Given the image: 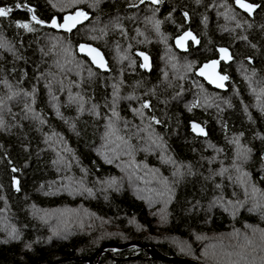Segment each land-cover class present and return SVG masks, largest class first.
Listing matches in <instances>:
<instances>
[{
	"label": "trees",
	"instance_id": "trees-1",
	"mask_svg": "<svg viewBox=\"0 0 264 264\" xmlns=\"http://www.w3.org/2000/svg\"><path fill=\"white\" fill-rule=\"evenodd\" d=\"M243 1L260 7L0 0L13 9L0 17V264H89L103 247L94 264H178L118 247L137 243L197 264H264V0ZM78 9L90 19L74 32L31 19ZM189 29L201 43L179 52ZM221 47L233 55L227 92L196 75ZM109 124L121 126L105 148Z\"/></svg>",
	"mask_w": 264,
	"mask_h": 264
},
{
	"label": "water",
	"instance_id": "water-1",
	"mask_svg": "<svg viewBox=\"0 0 264 264\" xmlns=\"http://www.w3.org/2000/svg\"><path fill=\"white\" fill-rule=\"evenodd\" d=\"M243 3H249L246 1H243ZM251 4V3H250ZM254 5V4H252ZM258 6V5H256ZM237 7L243 11L246 12L248 14H253L255 13L260 6L255 7L254 10L249 13L247 10H245L244 8H241L239 6V4H237ZM84 13V16H77V13ZM35 14H32V16ZM68 17H72L73 19H75L77 22L74 24V26L71 27V30H68V25L71 24V21H68L67 18ZM38 19V18H37ZM89 14L87 12H85L82 9H78L75 11V13L73 14H67L66 16L63 17L62 21H60L58 18H54L53 20L56 21L57 25H65L64 27H54L52 26V21H50L49 23H46L44 21H42V23H40L42 26L50 28L54 31L57 32H74L76 31L79 27L83 26L84 24L89 22ZM39 20V19H38ZM40 21V20H39ZM190 32L192 34V37H195V39H192L191 37H186L184 40L181 41L182 46H179L177 44V40H179L181 37H183L185 35V33ZM201 41L200 39L196 36V34L191 31L190 29L187 30L186 32L182 33L181 35H179L178 37L175 38L174 40V46L175 48L182 53H186L190 47V45H194L195 47H199ZM81 46H83V50H81ZM227 49V56L230 57V59L228 58H222L224 54H222L220 52V49ZM90 49H95V52H90ZM78 50V54L82 57H86L90 63L92 64V66L95 69H98L99 71L103 72V73H108L110 72V66H109V62L105 56V54L97 47H95L94 45L91 44H87V43H82L78 46L77 48ZM218 52V57L216 59H213L211 61L205 62L204 64H202L197 70H196V75L204 80L206 82V84H208L209 86H211L213 89H216L218 91H222V92H227L229 90L228 88V83H229V75L225 74L222 72V65H230L233 62V55L232 52L230 51V49L226 48V47H221L217 49ZM96 53H99V56L96 57V60H93V57L96 56ZM138 57L141 58L142 64H141V69L142 70H146V71H150L152 69V60L150 58V56L146 53H142V52H138L137 53ZM145 57H147V60H145ZM213 61H217L218 63L215 64L214 67L211 68H206L205 65H211ZM101 63L103 64V66H101ZM204 72V75H201V72ZM220 76H226L227 79L226 80H219L218 77ZM218 85H222L218 86ZM198 124L201 128L204 129V127L197 123V122H192L191 123V130H192V124ZM205 132V129H204ZM192 133L195 136H201L203 134H200L198 132H194L192 130ZM138 246L140 248H143L147 251L148 254H150L152 256L153 259L155 260H160L163 262H168V263H178V264H197L193 261L190 260H186V259H180V258H169L166 257L164 255H161L156 249L149 247V246H144L142 244H128V245H124V246H118L119 248H127L130 246ZM108 247H103L101 248L97 253H95L91 258H87L84 260V262H87L89 264H94L95 261L98 262L99 257L105 253L106 249Z\"/></svg>",
	"mask_w": 264,
	"mask_h": 264
},
{
	"label": "snow or ice",
	"instance_id": "snow-or-ice-1",
	"mask_svg": "<svg viewBox=\"0 0 264 264\" xmlns=\"http://www.w3.org/2000/svg\"><path fill=\"white\" fill-rule=\"evenodd\" d=\"M141 2H143V0H141ZM152 2L153 3H158L159 0H152ZM236 2H237V4H239V6L241 8H244L249 13H251L254 10L255 7H258L256 5H252L250 3H243L242 0H236ZM20 7H21V5L18 3L16 5V8H20ZM12 11H13V9L11 7H9V8L0 7V17H6V16H8L9 13H11ZM28 11H33V10L31 8H29ZM84 15L85 14L82 13V12L77 13V16H84ZM31 19L33 21H35L36 23H42V21H39L35 15H33L31 17ZM67 20L68 21H71V24L68 25V30L70 31L71 30V27L74 26V24L77 21L75 19H73L72 17H68ZM52 26H54V27H57V26L58 27H64L65 25H57L56 21L53 20L52 21ZM17 27L23 28V29H25V30H27L29 32L33 31L32 27L28 23H18L17 24ZM186 37H191L192 39H195V37H192V34L190 32H188V33H185V35L183 37H181L179 40H177V44L179 46H182L181 41L184 40ZM81 50H83V46H81ZM95 51H96L95 49H90V52H95ZM220 52L222 54H224L222 58H228V59H230V57L227 56V49H223L222 48V49H220ZM98 56H99V53H96V56L93 57V60L95 61L96 60V57H98ZM145 60H147V57H145ZM217 63H218L217 61H213L211 65H205V67L206 68H211V67H214L215 64H217ZM101 66H103L102 63H101ZM201 75H204V72L203 71L201 72ZM218 79L222 81V80H226L227 77L226 76H220V77H218ZM218 86H221L222 87V85H218ZM143 107H148V105L145 104ZM192 130L194 132H198L200 134H206L204 132V129L201 128L198 124H195V123L192 124ZM109 162H111V161H109ZM13 171H15V169H13Z\"/></svg>",
	"mask_w": 264,
	"mask_h": 264
},
{
	"label": "rangeland",
	"instance_id": "rangeland-1",
	"mask_svg": "<svg viewBox=\"0 0 264 264\" xmlns=\"http://www.w3.org/2000/svg\"><path fill=\"white\" fill-rule=\"evenodd\" d=\"M168 60H169V59H166L165 56L163 57V60H162V61H163L164 68H165V67H168V66L171 64V63L169 62L170 60H169V61H168ZM178 65H179L180 67H184V68L186 67V66H184V65H182V64H179V63H178ZM171 66H172V65H171ZM184 68H183V69H184ZM184 70H185V69H184ZM125 99H127V98H125ZM88 110H89V109H88ZM120 122H121V121H120ZM118 123H119V122H118ZM120 126H121V124H119V125L117 126L118 129H117L116 131H113L112 128L115 127V126H113V125H111V124L108 125V127H109V128H108V130H109V134H108V135H105L106 138L103 139V140H104V141H103V146H104L105 148H110V147H112V141L109 139V137L112 136L113 132H119V130H120L119 127H120ZM111 139H112V138H111ZM112 152H113V151H112Z\"/></svg>",
	"mask_w": 264,
	"mask_h": 264
},
{
	"label": "flooded vegetation",
	"instance_id": "flooded-vegetation-1",
	"mask_svg": "<svg viewBox=\"0 0 264 264\" xmlns=\"http://www.w3.org/2000/svg\"><path fill=\"white\" fill-rule=\"evenodd\" d=\"M192 45V44H191ZM222 69H223V65H222ZM223 71V70H222Z\"/></svg>",
	"mask_w": 264,
	"mask_h": 264
}]
</instances>
